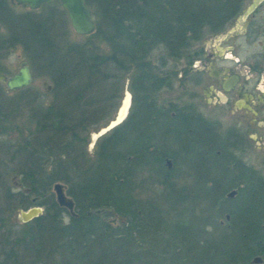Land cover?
<instances>
[{"label": "trees", "instance_id": "trees-1", "mask_svg": "<svg viewBox=\"0 0 264 264\" xmlns=\"http://www.w3.org/2000/svg\"><path fill=\"white\" fill-rule=\"evenodd\" d=\"M239 1L86 0L96 23L90 36L107 47L101 53L89 43L60 44L54 30L64 25L59 2L43 5L49 9L44 15L13 17L4 12L8 0H0V21L12 31L6 40L20 43L33 69L50 78L54 97L32 108L28 136L7 146L8 158L0 159V264H247L263 254L254 243L259 231L247 215H231L228 228L219 224L236 205L252 206L248 199L239 205L225 198L233 183L224 166H202L203 183L197 177L185 193L179 191L178 204L200 201L198 227L171 221L170 211L136 194L159 183L169 200L175 190L174 167L165 161L173 159L165 149L167 134L181 133L182 151L203 165V124L193 118L171 121L155 103L157 92L170 84L154 70L152 51H162L161 67L169 60L189 63L196 43L227 27ZM17 17L24 24H15ZM125 76L133 94L130 113L88 154L89 128L109 116ZM2 97L0 134H5L10 102ZM10 174L20 177L17 190L3 179ZM56 181L66 184L77 217L56 203L51 192ZM33 205L43 213L29 222L13 221L18 210ZM105 207L113 214L95 213Z\"/></svg>", "mask_w": 264, "mask_h": 264}, {"label": "flooded vegetation", "instance_id": "flooded-vegetation-1", "mask_svg": "<svg viewBox=\"0 0 264 264\" xmlns=\"http://www.w3.org/2000/svg\"><path fill=\"white\" fill-rule=\"evenodd\" d=\"M254 1L240 0L239 10L227 27L203 38V41L209 39L216 43L229 39L231 46L210 50L203 42V47L193 49L189 63L181 67L172 65L161 71L158 58L152 65L170 84L157 92V107L162 108L171 121L184 123L193 118L203 124V166L229 169L233 185L225 192V198L237 199L239 205L240 201L248 199L252 204L247 210L236 205L232 212L223 214L219 224L228 228L231 215L236 219L247 215L259 231L254 243L263 250V254L251 257L247 264H264V0H258L246 13ZM9 3L15 5L8 0V7ZM14 45L6 37L0 39V50ZM177 79L190 101L180 104V98L175 96L176 99L170 97L167 102H160L162 91L173 90ZM126 81L129 85V76ZM195 89L201 92L202 105ZM125 95L121 103L122 117L127 113ZM169 160L173 168V159ZM231 190H235V194L228 197Z\"/></svg>", "mask_w": 264, "mask_h": 264}, {"label": "rangeland", "instance_id": "rangeland-1", "mask_svg": "<svg viewBox=\"0 0 264 264\" xmlns=\"http://www.w3.org/2000/svg\"><path fill=\"white\" fill-rule=\"evenodd\" d=\"M9 8L11 10V13L13 14V17H16L18 15L23 14H30V15H44L46 12H48V7H40L39 9L32 10L28 8L27 6L23 5H11L9 3ZM62 15L59 14L58 17H61V20L63 22L64 18V25L58 24L55 27V32H57V39L60 42V44H83V43H89V47L93 48V45H96L98 48H101V53H104L103 51H107V47L105 44L98 41L95 37H92L90 35H79L77 34L71 27L70 21L68 19L66 11L61 7L59 4L57 7ZM63 16V17H62ZM45 17V16H43ZM41 17V18H43ZM54 18H56L54 16ZM16 23H22L24 24L25 19L23 17L14 20ZM12 35L11 29L1 23L0 26V39L3 37H9ZM203 42L207 43V47L210 48V50H217L220 48L221 50L224 48H227L232 45V40H225L221 43H216L214 41H209V39H206L203 41V39L196 43V45L193 47L194 49L203 47ZM213 43V45H211ZM93 46V47H92ZM162 51L160 49H155L152 51L150 60L152 62L157 61V58L159 59L161 57ZM27 60V57L25 55V52L22 48V45L20 43L15 44L10 49H4L0 50V68L3 70V72L7 75H12L13 73L17 72L18 67L20 66L21 61ZM185 61H179L176 63L174 60H169L167 62V65L165 67H160L161 71L168 70V67H172V65H176V67H181L184 65ZM227 63V62H225ZM230 63V62H228ZM30 69L32 71V77L33 80L31 84L21 90L17 91H10L6 88L5 84L0 82V97L3 95L2 99L5 98L10 102L9 104V111L6 114L7 123L5 124L6 127H8V132L5 134H0V159H7L8 155L6 153V147L9 145L17 144L20 140L23 139V137L28 136V129L27 126L30 121L31 116V110L33 107H36L37 105L46 104L49 105L51 102H53L54 97L52 95V87L53 84L50 80V78L47 75H44L40 71H36L33 69V67L29 64ZM121 75V73H119ZM125 80H120L119 82V90H118V96L115 98V101L111 107V110H109L110 114L109 116L105 117L104 119H100L99 122L96 124H92L89 128V136H88V146L90 141V134L95 133L99 131L100 128L107 125V123L115 117L117 114L118 109L121 107L122 100L124 98L125 93L127 94V104L125 107L126 116L121 120L118 124H121L129 115L130 110L132 108L133 104V94L130 91L129 85H127V77L125 76ZM44 82L46 84H44ZM80 84V83H79ZM109 82H105V90L107 93H110L111 90H109L108 87ZM180 81L177 79L174 83V88L172 89H166L163 90L160 95V102H167L168 98L177 96L176 98H180L178 102L180 104H184L185 102H189L190 99L188 95L185 93L184 90H182L180 86ZM47 87H49L47 89ZM80 87V86H79ZM172 90V91H171ZM2 92V94H1ZM195 92L198 94V100L201 102V105L203 103V97L200 94L198 90L195 89ZM169 96V97H168ZM175 98V99H176ZM174 99V100H175ZM116 124V125H118ZM115 125V126H116ZM114 126V127H115ZM112 130L109 129L107 132H105L103 135L109 133ZM23 134V135H22ZM103 135H100L95 140L94 144L90 147H86V151L88 154H93V152L96 149V145L98 141L101 139ZM184 137L181 133L178 132V135L176 134H167V139L165 141V149H168V152L173 157V175L176 177L172 178L175 190L171 192V197L169 200H165V190L163 185L159 183L151 184L148 188H138L136 189V194L139 197L142 198H153L158 205L163 207L164 209H167L170 211V220L173 222H177L179 224L183 225H189V226H196L198 227L201 223L199 215L203 216L202 207L200 201L198 202H190L187 203H181L178 204L177 200L179 198L180 193H185L186 189H190L189 186L192 185V181L200 180V177L203 176V168L202 164H200V159L198 156L194 155H188L186 156L185 152L182 151L180 143L183 142ZM187 157V163L186 161ZM13 165H15L13 163ZM167 165V164H166ZM171 168V167H170ZM211 174H214L212 172ZM220 174V173H218ZM142 177H138L137 181L140 180ZM160 179V177H158ZM7 184H9L14 190H17L18 181L20 177L18 175L10 174L6 177H3ZM183 188V189H182ZM185 188V189H184ZM181 189V192H179ZM51 192L53 193V196L55 198L53 189L51 188ZM164 194V195H163ZM176 206L175 211H171L170 207ZM203 207L206 208L207 204L203 203ZM44 210V208H43ZM19 210L14 214L13 221L18 218ZM117 222V221H116ZM115 222V223H116Z\"/></svg>", "mask_w": 264, "mask_h": 264}, {"label": "water", "instance_id": "water-1", "mask_svg": "<svg viewBox=\"0 0 264 264\" xmlns=\"http://www.w3.org/2000/svg\"><path fill=\"white\" fill-rule=\"evenodd\" d=\"M12 3L17 5L27 6L32 10L39 9L45 4H50L54 1L59 2L61 7L66 11L68 19L70 21L72 29L79 35H90L96 29L95 18L93 16L92 10L86 3V0H10ZM255 0L251 6L246 9V13H249L253 7L255 6ZM245 13V14H246ZM33 80L32 72L27 60H23L20 63V66L17 69V72L12 75H7L5 73L0 72V82H3L6 88L10 91H16L19 89H23L28 87ZM44 84H46L44 82ZM124 112V107L120 110L119 113L115 115L113 119H111L107 125L103 126L99 129V131L95 132L93 135L90 134V139H94L100 135H103L109 129L113 128L116 124L119 123ZM167 167L170 168L171 161L167 158L166 160ZM52 189L55 195V201L58 206L66 209L68 214L73 217H77V213L75 211V203L71 196L67 194V186L65 183L61 181H56L52 185ZM235 194V190H231L227 196L232 197ZM35 200V199H33ZM109 213L113 214V210L110 208H100L96 209L95 213ZM43 213V207L39 205H33L27 209H20L18 213V220L20 222H29L32 219L38 217ZM91 212H88L90 214ZM118 219L117 215H114L113 218L110 219V223H115Z\"/></svg>", "mask_w": 264, "mask_h": 264}]
</instances>
